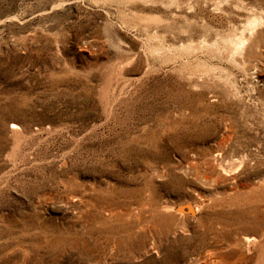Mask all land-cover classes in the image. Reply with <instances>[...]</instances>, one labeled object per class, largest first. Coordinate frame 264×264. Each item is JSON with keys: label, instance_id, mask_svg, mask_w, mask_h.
<instances>
[{"label": "rangeland", "instance_id": "obj_1", "mask_svg": "<svg viewBox=\"0 0 264 264\" xmlns=\"http://www.w3.org/2000/svg\"><path fill=\"white\" fill-rule=\"evenodd\" d=\"M0 264H264V0H0Z\"/></svg>", "mask_w": 264, "mask_h": 264}]
</instances>
